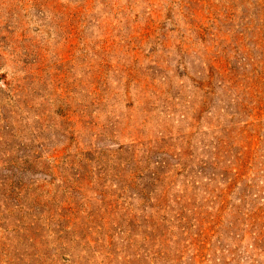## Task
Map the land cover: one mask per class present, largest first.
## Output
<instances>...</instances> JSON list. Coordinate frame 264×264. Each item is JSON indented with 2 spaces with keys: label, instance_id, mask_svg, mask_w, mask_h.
<instances>
[{
  "label": "rangeland",
  "instance_id": "1",
  "mask_svg": "<svg viewBox=\"0 0 264 264\" xmlns=\"http://www.w3.org/2000/svg\"><path fill=\"white\" fill-rule=\"evenodd\" d=\"M187 1L0 0V264H264V0Z\"/></svg>",
  "mask_w": 264,
  "mask_h": 264
},
{
  "label": "trees",
  "instance_id": "2",
  "mask_svg": "<svg viewBox=\"0 0 264 264\" xmlns=\"http://www.w3.org/2000/svg\"><path fill=\"white\" fill-rule=\"evenodd\" d=\"M192 2H194V0H188L187 2L190 4ZM196 5H199L197 3V1H195ZM199 10V9H198ZM202 26H198V30L200 29V37L203 38L204 37V33L202 31ZM169 30L171 31H176L177 29L173 27L169 28ZM183 51V49H181ZM182 63V61H181ZM219 60L218 59H214L213 60V64L212 66L209 65V79L207 81V84H206V87H202L204 89V92L206 94V102H210V100L212 99V97L216 94L217 92V88L218 87H213L212 86V82H213V73L215 70H224L225 69V66H226V69L231 72L232 74L234 75H237V72L230 66V67H227V64L224 65V66H221L219 65ZM223 74V73H222ZM234 82H231V85L232 86H235L233 84ZM231 88L232 90L235 91V100L237 101L239 96L238 94L236 93V90L238 87H229ZM207 99H209L207 101ZM225 134L227 133V129H224L222 130ZM228 140H225L224 143L220 144V146H218V148H216V156L214 158V162H212V169L213 171L212 172H206V167L205 166H200L202 168L201 171H197V173L200 175V174H204V177H205V180L208 182V183H211V182H214L216 180H221L222 183L226 182V180L228 178H230L229 174H231V178L234 179L235 181L237 179L240 178V168H238V166L236 165V163L234 161H231V160H226V158L228 157L227 154V151H229V149L227 148L228 146ZM227 156V157H226ZM165 162H161L159 163L160 166L164 165ZM181 163H176L175 167L177 169L176 171V174L177 175H182L184 176V178H188L189 181L192 182L193 178H192V174H191V166L189 165H186L184 164L183 167H178L180 166ZM1 174V173H0ZM153 182H158L159 180V177H153ZM3 183L5 184V180L3 181H0V183ZM229 183V182H228ZM17 190V194H20L21 193V189H19V187L16 188ZM12 194L14 192L10 191ZM229 194V192H224L223 189L219 190L218 192H216V194L213 196V198L215 199H218L219 198V208L217 210V216H216V219L215 221L217 222L219 219V216L220 214H218L219 212L221 213L223 211V209L226 207L227 205V195ZM209 196V195H208ZM207 196V199L209 200V202H212L211 199H209V197ZM165 199V197H164ZM167 201H168V206L169 207H173V211H174V217H175V220L178 221V224H179V228L183 229V231L185 232V234H187V237H186V243H190L192 245V243H202L203 246L200 250H198V254H200V256L204 257V254L202 253L203 252V249L205 248V243H208V238H209V234H208V228L210 227L209 226V216H210V212L208 213L205 212L204 210L201 209V206L202 204H198L196 201H193V202H187L186 200V203L183 202L184 199L182 196H179V197H176L174 199L168 197L167 198ZM17 206V204H16ZM177 207V208H176ZM200 207V209H199ZM174 208L176 210H174ZM165 219V218H164ZM217 224V223H215ZM197 225L199 226L200 228V231L199 232H195V238H191V235H193L194 231H195V228L197 227ZM198 229V228H197ZM188 238H191L190 240ZM194 239V240H193Z\"/></svg>",
  "mask_w": 264,
  "mask_h": 264
}]
</instances>
